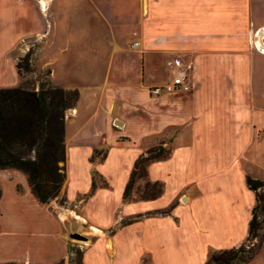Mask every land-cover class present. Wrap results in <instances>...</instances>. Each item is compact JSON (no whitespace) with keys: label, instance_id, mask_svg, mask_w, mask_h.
Wrapping results in <instances>:
<instances>
[{"label":"rangeland","instance_id":"rangeland-1","mask_svg":"<svg viewBox=\"0 0 264 264\" xmlns=\"http://www.w3.org/2000/svg\"><path fill=\"white\" fill-rule=\"evenodd\" d=\"M41 1L46 2L45 10ZM155 1L140 0L142 10L148 9V16L155 14L152 7ZM187 1L196 2L160 0L161 16L167 20L175 18ZM243 1L241 4L242 0H235L236 5L229 2V13L246 12L239 16V28L232 26L235 19L228 20V43L241 50L193 48L174 52L166 60L157 52L140 53L141 45L136 43L141 38L137 34L138 25L121 17L131 9L138 10L139 0H0V88L24 85L37 91L41 83L51 81L54 85L67 86L66 89L80 90L78 115L71 118L75 111L65 112L67 134L69 137L75 134L71 142H65L66 153L70 151L65 161L68 175L65 186L70 196L89 190L91 175L97 171L93 180L99 188L107 179L110 189L105 191L110 192L115 207L120 181L133 160L161 143H167L165 150L170 151L173 146L174 151L159 170L152 164L149 167L151 175L156 176L158 171L166 182L165 194L157 205L170 204L183 188L203 191L192 196V202L187 205L181 196L176 199L175 203L185 205L174 207L178 219L166 230V251L158 260L161 264H200L210 247L221 249L230 245V241L243 238L248 206L249 209L255 206V198L243 177L264 181V98L258 95L264 93V58L251 57L245 79L237 75L232 78L239 71L232 56L250 55L252 49L248 48L256 39L247 17L251 0ZM223 3L227 4L225 0H215L208 6L216 11ZM216 21L213 18L214 24ZM157 24L156 17L153 30L147 28L155 40ZM150 41L143 45L148 52L153 47ZM30 50L34 52L31 60L34 72L20 77L16 63ZM228 54L230 60L226 61ZM177 71L187 74L191 87L189 92L180 91L179 102H169L175 97L172 93L159 96L151 93L152 85L167 83L168 75ZM198 91L220 93L223 98L209 94L192 101L183 94ZM245 91L251 95L237 96ZM246 109H250L249 115L245 114ZM115 115L125 126L115 125L116 120L111 125ZM88 160L94 162L89 164ZM20 179L26 180L18 171H0L3 193L0 264H77L80 255L83 258L96 240L88 224L79 221L75 225L76 218L72 219L74 214L70 211L79 214V207L74 208L76 203L62 205L58 198L47 207L52 218L43 206L26 210L16 201L15 192L21 191L20 183L12 186ZM144 184L143 180L136 182L133 200H139ZM78 200H87V195ZM106 201L99 195L83 214L99 222ZM263 206L260 203L256 212L261 222H264ZM171 207L159 212L169 213ZM126 212L122 209V214ZM64 214L67 216L59 223ZM240 245H246V251L256 254L245 263L242 260L248 254L241 255L235 264H264V226L257 242L249 243L246 233L237 247ZM97 251L102 252L99 248ZM130 252L129 257L121 260H111L103 253H97V257L89 255L87 264H139L136 249ZM140 264L150 262L144 258Z\"/></svg>","mask_w":264,"mask_h":264},{"label":"crops","instance_id":"crops-1","mask_svg":"<svg viewBox=\"0 0 264 264\" xmlns=\"http://www.w3.org/2000/svg\"><path fill=\"white\" fill-rule=\"evenodd\" d=\"M215 0H196L193 4L190 2H185L183 4V11L179 13L178 16L172 19H166L160 14V0H156L154 4L152 5L153 14L152 16H148V9L147 11L142 10V6L140 5V0H139V9L138 10H133L131 9V12H125L122 14V19L125 20L126 22H135L139 30H137V34L140 35V40L136 41V43H139L141 45V50L139 51L143 55L151 54L153 52L160 53L164 55L167 58L173 57L174 52L177 51H187L191 50L193 48H198V49H212V48H220V50H225V51H230L231 50H241V47H236V45L233 47L232 44H229V36H230V26L228 23L229 18L235 19L233 22V27L239 28V23L240 17H243V13L241 12L240 14L239 11L236 13H229V2H232L233 5L235 4V0H225L226 5L224 3L222 5H218L217 10L215 11L213 8L210 9L208 4L209 2H214ZM251 3V6H249V10L247 11V14L249 16V28H251L252 34L256 37L255 41H253V44L251 48L249 47L248 49L250 50L251 53L250 55L246 56H241L240 54H235L232 56V62L238 63L235 68L238 71V74L232 75V78H235L236 75L239 77V79H245V69L248 68L249 70V64L251 61V57H258V58H264V52H261V50H264V44L262 42L263 37H264V0H251L249 1ZM157 3V6H156ZM245 1L242 0L243 4ZM238 4V3H237ZM158 8V11H155V9ZM235 14V15H234ZM242 15V16H241ZM240 16V17H239ZM157 17V30H158V35L157 39L151 38L149 34L151 33L150 31L153 30L154 25H155V20ZM177 17H179L178 20H175ZM216 19V26L212 20ZM208 19V20H207ZM211 19V21H210ZM162 23V26H161ZM237 25V26H236ZM147 28H151V30H147ZM263 33V34H262ZM134 35V33H133ZM151 40V41H150ZM147 41L152 42V48L150 52L146 51L148 48L147 46H143ZM257 42H259V45L257 46ZM147 48V49H146ZM229 54L227 55L226 61L230 60V57H228ZM246 57H247V62H246ZM250 72V71H249ZM170 76L168 75V80ZM251 78V76H250ZM166 82V81H165ZM164 82V83H165ZM57 86H63L67 88V86L63 84H55ZM157 85V84H156ZM71 86V85H70ZM155 86V85H152ZM151 87V86H148ZM79 90V89H78ZM181 92H172V95L175 97L170 98L171 100L169 102H179V97ZM79 100L81 97V93L79 90ZM180 94V95H179ZM188 99H191L193 101L194 98L197 96L203 95H215L221 98L222 100V95L219 93L217 94L216 92L214 93H202V91L198 92H193L192 94L189 93H183ZM250 96V92H242L237 96ZM259 97L264 98V93L263 94H258ZM228 96V95H227ZM237 96H228L231 98H235ZM170 97V96H169ZM168 97V98H169ZM164 98V99H168ZM254 102V101H253ZM79 103V101H78ZM77 103V105H78ZM260 100H258V106H259ZM262 104V103H261ZM260 104V107L262 105ZM77 105L74 109H71L75 111L74 114H72L73 117L76 115L77 111ZM254 105V103H253ZM250 109H246L245 114L249 115ZM242 113V112H240ZM242 113L241 115H243ZM120 119L118 115H115L111 118V125L113 126V122L115 120ZM70 120V119H69ZM122 122V121H121ZM123 124L120 127L125 126V122H122ZM250 127L252 128V123L250 122ZM255 128H252L254 130ZM75 136V134L71 135V137L68 136L67 134V124H65V142H71V139ZM163 144V143H161ZM167 143L163 144V147L166 146ZM172 146V142L170 144ZM155 146L149 147L153 148ZM147 149V150H148ZM146 150V151H147ZM145 151V152H146ZM173 146L172 149L170 150V155L167 159L165 160H159L154 163H150L147 167L148 171V180L151 182L159 181L163 184V194L155 199V200H130V201H124L123 200V192L125 189V186L128 182L130 173L133 168V164L135 160L138 158L139 155L144 154L145 152L139 154L132 162L129 170L125 173V175L122 177L119 185V197L116 199V205L115 207L111 203V194L110 192H106L105 190L110 189V184L105 178V183L102 184L101 187H97V189L94 191L93 194L90 195L91 192V187H92V181H93V173H97V171H94L91 175L90 178V186L89 190L86 192H79L77 194H74L73 196H70L67 190V186H65L64 189L66 191L62 190V198L65 197L66 201L65 204H75L74 208L79 207L78 212L79 214H76L75 211H70L74 215L72 219H75V225H78L79 221H82L83 223H86L89 225V228L92 229L94 232H92L93 236H95L96 240L92 244V246L88 247L83 255V264H87V258L89 255H94L95 257L97 253H103L102 255H108L111 260H121L122 258L128 256L131 253L130 250L136 249V253L139 255V262H142V259L146 258L149 260L150 264H161L159 258H161V255L163 252L166 251L164 250V236L166 235V230L170 226L171 222L173 220H177L178 217L174 215V207L177 205H187L192 202L191 197L192 196H197L201 194L203 191L199 190L198 188H189L186 190H181L176 193V196L174 197L173 201L165 205L163 207H160L158 204V201L162 196L165 194L166 191V182L164 180L163 175L160 174L158 171H156V176L153 177L151 175V171L149 170V167L152 164V167H156V170L160 169L162 166H165L164 164L166 161L172 158L173 156ZM70 151L67 150V154ZM91 156V155H90ZM107 156V154H106ZM91 159V157L89 158ZM106 159V157H105ZM104 159V160H105ZM89 164L91 162H94V160H88ZM0 171H7V170H0ZM16 172V171H15ZM248 175H245L243 177L244 184L245 179ZM68 179L67 171H66V181ZM16 183H20L21 185V191L19 193H16V201L20 206H23L26 210H32L36 209L38 207L43 206L44 210H47L49 213L50 217L52 218V215L50 211H48L47 207L45 205H40L36 202L32 194L30 193L29 187L26 183V180L20 179V182L16 181L15 183H12V186L14 188V185ZM248 189V188H247ZM249 190V189H248ZM250 191V190H249ZM251 194H253L252 191H250ZM3 194V193H2ZM87 195V200H78L80 196H85ZM99 195H103L105 199H107L106 203L104 206H102L100 213L101 216H103L99 222L94 221L90 218H88L85 214H83L84 209L86 206L92 202H94ZM181 196V201L182 198H186V201L184 202L185 204H177L175 203L176 199ZM254 196V194H253ZM61 199V197H60ZM58 200V199H56ZM196 200V198H194ZM253 200V199H252ZM255 200V199H254ZM174 202V205H173ZM183 202V201H182ZM251 202V201H250ZM56 204V203H55ZM172 206L171 209L169 210V213H164L162 214V211L166 209L169 206ZM250 206H248L247 212H248V220H247V227H246V233L248 235V225L249 221L251 219V211L252 208L249 209ZM23 208V209H24ZM122 209L127 210L126 214H122ZM70 215V213H69ZM67 214H64L63 218H59V223L61 222L62 219H65ZM245 233V236H246ZM245 236L243 238H238L236 241H230V245L227 247L221 248V249H213L214 247H210V249L205 252L204 257L201 261L200 264H205L206 261L209 259V257L221 250L229 249V248H235L237 247L242 241L244 240ZM98 248L101 251H97ZM98 257L99 254H98ZM139 263V264H140ZM130 264V263H128Z\"/></svg>","mask_w":264,"mask_h":264},{"label":"trees","instance_id":"trees-1","mask_svg":"<svg viewBox=\"0 0 264 264\" xmlns=\"http://www.w3.org/2000/svg\"><path fill=\"white\" fill-rule=\"evenodd\" d=\"M33 54L30 50L16 63V71L20 77L34 72L31 64ZM23 86L0 88V170L22 173L36 202L48 206L53 200L61 197L66 182L65 112L76 107L80 94L77 89L56 86L51 81L41 83L37 91ZM169 155L170 151L165 150L163 144L139 155L125 186L123 200L134 199L132 193L138 180L145 181L143 189L139 192V200L159 198L163 194V184L148 180L147 167L154 161L167 159ZM245 183L255 198L247 235V241L252 244L260 239L264 226V222L258 220L256 213L260 203H264V195L261 192H264V181L247 176ZM97 187L93 180L90 195ZM1 197L0 191V199ZM61 204H65L62 197ZM261 244L258 246V252ZM246 247L240 245L237 248L217 251L205 264H235L241 259V255L248 254L245 260H242L245 263L256 254L246 251ZM77 264H83L82 255Z\"/></svg>","mask_w":264,"mask_h":264},{"label":"built area","instance_id":"built-area-1","mask_svg":"<svg viewBox=\"0 0 264 264\" xmlns=\"http://www.w3.org/2000/svg\"><path fill=\"white\" fill-rule=\"evenodd\" d=\"M190 88L191 87L187 74L183 71H177L170 76L167 83L152 87L151 93L153 95L159 96L163 93L180 91L189 92Z\"/></svg>","mask_w":264,"mask_h":264},{"label":"water","instance_id":"water-1","mask_svg":"<svg viewBox=\"0 0 264 264\" xmlns=\"http://www.w3.org/2000/svg\"><path fill=\"white\" fill-rule=\"evenodd\" d=\"M262 42H263V44H264V37H263V40H262ZM123 123L121 122V121H119V120H116L115 121V125H117V126H121ZM182 201L183 202H185L186 201V198L184 197V198H182ZM72 238H77V239H79V237L78 236H74V235H72L71 236Z\"/></svg>","mask_w":264,"mask_h":264},{"label":"bare ground","instance_id":"bare-ground-1","mask_svg":"<svg viewBox=\"0 0 264 264\" xmlns=\"http://www.w3.org/2000/svg\"><path fill=\"white\" fill-rule=\"evenodd\" d=\"M40 3H41V5L43 6V8L45 10L46 9V2L45 1H41ZM257 46H261V45H259V42H257ZM261 52H264V50H261Z\"/></svg>","mask_w":264,"mask_h":264}]
</instances>
